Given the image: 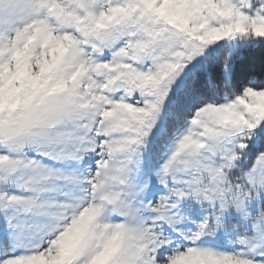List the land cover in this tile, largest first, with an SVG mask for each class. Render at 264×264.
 <instances>
[{
    "label": "snow or ice",
    "instance_id": "1",
    "mask_svg": "<svg viewBox=\"0 0 264 264\" xmlns=\"http://www.w3.org/2000/svg\"><path fill=\"white\" fill-rule=\"evenodd\" d=\"M0 264H264V0H0Z\"/></svg>",
    "mask_w": 264,
    "mask_h": 264
}]
</instances>
